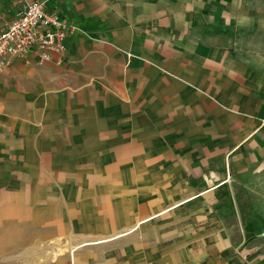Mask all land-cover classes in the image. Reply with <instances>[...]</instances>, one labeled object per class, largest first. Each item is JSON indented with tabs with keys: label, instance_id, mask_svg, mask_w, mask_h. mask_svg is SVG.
<instances>
[{
	"label": "crops",
	"instance_id": "0c3cea01",
	"mask_svg": "<svg viewBox=\"0 0 264 264\" xmlns=\"http://www.w3.org/2000/svg\"><path fill=\"white\" fill-rule=\"evenodd\" d=\"M41 1L77 30L0 71L3 264H264V0Z\"/></svg>",
	"mask_w": 264,
	"mask_h": 264
},
{
	"label": "built area",
	"instance_id": "2783aa9c",
	"mask_svg": "<svg viewBox=\"0 0 264 264\" xmlns=\"http://www.w3.org/2000/svg\"><path fill=\"white\" fill-rule=\"evenodd\" d=\"M76 30L72 22L48 11L43 1L28 2L0 31V71L13 59L25 60L32 54L41 62L51 61L54 53L65 49L67 38Z\"/></svg>",
	"mask_w": 264,
	"mask_h": 264
},
{
	"label": "rangeland",
	"instance_id": "374dc122",
	"mask_svg": "<svg viewBox=\"0 0 264 264\" xmlns=\"http://www.w3.org/2000/svg\"><path fill=\"white\" fill-rule=\"evenodd\" d=\"M58 251H61L60 253H61V255H63V254H62L63 251H62L61 249H59ZM39 253H42V250H40ZM40 255H41V254H40ZM55 260H56V261L58 260L57 256H56ZM19 262H20L21 264H22V263H23V264L26 263V261H22V260H20ZM46 263H47V260L44 259V258H41V259H38V260L36 261L35 264H46ZM0 264H3V258L0 259ZM29 264H31V263H29Z\"/></svg>",
	"mask_w": 264,
	"mask_h": 264
}]
</instances>
